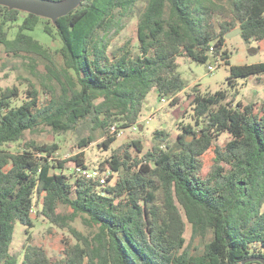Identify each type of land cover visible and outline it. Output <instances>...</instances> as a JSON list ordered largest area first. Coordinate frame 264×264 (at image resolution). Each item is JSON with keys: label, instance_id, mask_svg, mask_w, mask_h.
I'll list each match as a JSON object with an SVG mask.
<instances>
[{"label": "trees", "instance_id": "obj_1", "mask_svg": "<svg viewBox=\"0 0 264 264\" xmlns=\"http://www.w3.org/2000/svg\"><path fill=\"white\" fill-rule=\"evenodd\" d=\"M139 2L146 6L137 41L110 51L109 34ZM42 20L0 6V44L8 53L48 61L46 69L57 80L45 102L33 84L19 105L17 87L0 91V264H17L10 253L15 226L34 228L35 199L41 201V215L67 229L75 242L64 241L62 257L55 259L29 242L22 264H242L264 258V103L234 106L225 103L223 92L201 95L194 89L198 131L183 127L172 146L164 143L165 131H156L157 142L145 154L139 140L114 149L105 161L117 174L113 184L111 174L101 184L55 172L65 166L54 160L55 144L30 141L15 151L6 148L26 132L50 128L64 134L90 121L105 137L101 146L110 150L118 135L112 127L135 125L152 90L176 103L186 87L179 57L205 64L210 54L221 55L229 64L222 49L236 29L248 43L263 41L264 0H83L56 26H44L62 41L60 70L31 34ZM19 21L10 39L9 30ZM263 73L264 62L231 65L229 83ZM222 134L230 138L219 145ZM93 140L83 139L80 147ZM209 153L207 168L203 157ZM83 157L74 160L85 169ZM77 218L95 230L92 236L71 225ZM186 221L192 227L189 240Z\"/></svg>", "mask_w": 264, "mask_h": 264}, {"label": "rangeland", "instance_id": "obj_2", "mask_svg": "<svg viewBox=\"0 0 264 264\" xmlns=\"http://www.w3.org/2000/svg\"><path fill=\"white\" fill-rule=\"evenodd\" d=\"M146 3L139 2L126 16L121 17L119 30L111 31L109 34L110 51L123 46L127 42L135 43L137 41V25L139 16L145 9ZM54 25L50 20L44 19L37 29L31 34L38 39L48 50L51 61L58 69L61 68V58L57 53L62 47V41L54 34L50 36L45 32L44 26ZM50 22V23H49ZM21 21L12 25L9 30V37L13 39L18 30ZM51 26V25H50ZM223 52L229 55V64L221 55L214 56L210 54L209 60L205 64L197 63L187 57H179L178 73L185 82V89L176 94V103L171 105L168 101L172 98L168 96L161 97L157 90H152L146 97L143 110L138 122L128 128L120 130L115 143L110 150H106L102 145L105 137L101 136L99 131L94 130L90 121H83L74 131L64 134H56L50 128H44L36 132H26L24 138L14 144L7 145V149L15 151L21 149L24 143L36 141L40 144L57 145L58 150L54 155V160L65 161L64 169H57L55 172L64 173L67 176L75 175L77 163L74 158L83 154L84 164L90 170L99 169L104 164L103 169L109 172L113 184L117 179V174H113L105 161L110 158L114 149H118L132 141H141L144 147V154L147 153L154 144L156 131H165L168 136L165 138V144L170 146L174 144L177 136L182 133L183 127L190 125L194 131H198L194 121V106L192 98L194 89L201 95H212L216 92H223L226 95L225 103L237 105L255 104L257 107L264 103V73L248 78H238L229 83L231 65H251L264 62V40L261 42H246L239 34L225 37ZM48 61L34 55H14L8 53L4 46L0 44V91L5 88L17 87L20 91L19 100L15 105L21 104L27 99V93L30 84L35 85L40 91L42 102L49 99L48 90L51 85H57V80L50 76L46 69ZM164 98L167 102H162ZM136 128V129H135ZM94 137V140L86 147H80L83 139ZM228 134H222L217 138L219 145L229 140ZM189 141L193 140L191 135H187ZM131 156H135L134 149L130 151ZM212 153L203 157L205 167L212 160ZM129 159V157H127ZM206 168V169H207ZM111 174V175H110ZM106 178V176H105ZM41 201L35 199L34 228L27 229L24 225L17 222L13 241L10 247V253L17 259V264H22L25 248L29 242L44 248L51 258L62 257L65 247L64 241L74 243L75 240L67 229H61L51 224L41 215ZM262 210L264 211V205ZM63 213L69 210L61 208ZM71 225L79 232L87 236H92L94 229L88 227L81 218H77ZM192 233L191 225L185 222V237L190 239Z\"/></svg>", "mask_w": 264, "mask_h": 264}, {"label": "water", "instance_id": "obj_3", "mask_svg": "<svg viewBox=\"0 0 264 264\" xmlns=\"http://www.w3.org/2000/svg\"><path fill=\"white\" fill-rule=\"evenodd\" d=\"M83 0H0V6L9 10H17L25 14H32L37 17L50 20L55 26L58 20L69 15L79 8ZM241 34L240 29H236L226 36ZM259 261L264 264V258H250L244 260L242 264Z\"/></svg>", "mask_w": 264, "mask_h": 264}, {"label": "built area", "instance_id": "obj_4", "mask_svg": "<svg viewBox=\"0 0 264 264\" xmlns=\"http://www.w3.org/2000/svg\"><path fill=\"white\" fill-rule=\"evenodd\" d=\"M162 102L166 103L167 101L164 98H162ZM168 102L170 103L171 100ZM114 132H118V134H120V131H118L115 126L112 127V133H114ZM75 172L78 176H82V177H85L87 179H93V180L98 179L101 182V184H105L107 178L109 177L108 176L109 172L107 170H104V171H101L100 169L90 170L88 168L84 169V168L77 167ZM105 176H106V178H105ZM32 212H34V207H33Z\"/></svg>", "mask_w": 264, "mask_h": 264}]
</instances>
